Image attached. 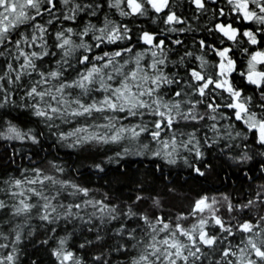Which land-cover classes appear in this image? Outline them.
Masks as SVG:
<instances>
[{"label": "snow or ice", "instance_id": "snow-or-ice-1", "mask_svg": "<svg viewBox=\"0 0 264 264\" xmlns=\"http://www.w3.org/2000/svg\"><path fill=\"white\" fill-rule=\"evenodd\" d=\"M187 2L195 8L193 19L212 13L207 31L216 35L212 44L198 41L201 55L186 51L171 62L184 69L181 76L165 72L173 52L169 44L184 43L170 34L192 30L174 26L186 23L174 10L179 0H106L108 12L105 0H0V109H23L69 148L126 144L109 163L150 154L168 165L182 161L204 176L193 158L203 161L205 149L220 147L221 141L226 143L220 151L231 152L241 140L242 153L229 159L246 164L253 159L249 134L264 148V49L259 47L264 0H224L225 6L212 9L209 4L220 5V0ZM113 9L122 18L153 12L168 27L143 31L133 43L131 27L110 18ZM244 25L249 27L241 31ZM236 52L247 56L243 70ZM208 53L217 63H209ZM48 57L54 65L44 63ZM237 72L253 86V95L234 84ZM20 93L17 103L14 97ZM71 124L77 126L59 131ZM237 124L242 130H236ZM42 136L11 121L0 124V140L39 145ZM259 155L264 157V151ZM95 168L104 171L100 164ZM64 172L50 161L49 170L24 168L19 177L0 179V264H22L21 246L37 231L34 220L46 230L52 226L39 243L56 241L50 251L56 264H87L68 246L77 222L95 231V240L79 244L80 249L114 240L106 252L91 257L92 264H112L113 254L122 257L117 264H264V184L245 203H233L229 194L199 195L189 211L173 218L163 214L158 197L143 195L134 203L151 199L159 214L137 212L132 205L122 212L107 202V194L95 199L87 187L58 178ZM190 219L194 222L186 227ZM61 222L73 225V231L57 239ZM114 222L119 226L110 228ZM238 234L239 242L233 243Z\"/></svg>", "mask_w": 264, "mask_h": 264}, {"label": "trees", "instance_id": "trees-1", "mask_svg": "<svg viewBox=\"0 0 264 264\" xmlns=\"http://www.w3.org/2000/svg\"><path fill=\"white\" fill-rule=\"evenodd\" d=\"M218 6H225L224 0H220V5L209 4L210 9ZM174 10L186 20V23L174 26L178 29L192 30L170 34L171 38L181 39L184 43L180 46L169 44L173 52L168 56L169 65L165 68V72L171 74L178 71L183 76L185 75L184 69L182 67L179 69L174 68L171 62L178 61L186 51H191L194 55H201L198 41L205 39L209 44H212L216 34H210L207 31L209 27L213 26L212 21L209 20V16L212 15L211 12L200 17L199 20L193 19L195 8L189 6L187 0H179V6ZM108 11L105 0L104 12ZM102 18L103 13H101ZM110 18L131 27L134 37L133 43H135V37L142 34L143 31L160 32L168 27L162 20L156 19V14L153 12H150L147 17L122 18L113 9ZM153 20H156V22L154 23ZM93 23H96V21L93 20ZM247 27L249 25L241 26V31L246 30ZM250 27L255 28L256 26L251 25ZM259 47L264 49V43L260 44ZM252 50L254 51L256 48L253 47ZM205 58L213 65L218 61V58L212 53H208ZM235 58L239 62L240 70H243L246 67L247 56H241L240 52H236ZM55 59H59V56ZM189 59L193 65L199 63L194 59ZM49 61H52V65H54L52 57L46 58L44 63L48 65ZM233 82L246 95H253V86L248 85L238 72L234 75ZM20 95L22 93L14 97L17 103L20 102ZM5 121H11L24 130L34 128L37 133L43 132V136L39 145L0 140V179H7L10 176L19 177L20 170L24 168L39 167L49 170V162L52 161L65 168L64 173L57 174L58 178L71 180L87 187L91 190V194L95 199H103L107 194L109 198L107 202L111 205H118L122 212L126 211L129 205H132L137 212H146L150 215L159 214L158 210L153 208L151 199L134 203L137 195H143L158 197L161 201L163 214L174 218L177 213L189 211L191 202L199 195L205 193L216 196L229 194L233 203H245L247 199L254 195L256 186L264 184V172L260 171L262 164H264V157L259 155V152L264 151V148H260L255 144V139L251 134H249V140L246 142L249 145V154L253 156L251 161L246 164H238L229 159L230 155L238 156L242 153L244 141L237 140L235 143L240 144V148H233L231 152L225 150L223 153L220 151V147H223L226 142L221 141L220 147L214 146L211 149H205L206 154L203 161H195L194 158L191 161L196 167H200L205 172L204 176H199L182 161L176 165H168L163 161L151 158L150 154L148 156H127L119 162L113 160L109 163L108 158L115 156L116 152L121 151L126 144L120 146L86 145L82 148H69L65 143L58 142L55 135H52L47 128L35 121L26 111L11 105L0 109V124ZM204 123L210 124L211 121H205ZM221 123L228 124L229 120H223ZM76 126V124L61 125L59 131L68 132ZM242 128V125L237 124V131L242 130ZM55 131L57 130L53 129V132ZM209 135L212 134L209 133ZM29 156H31V160L28 158ZM97 164H100L104 171L96 169L95 165ZM245 172L252 178L251 180L248 179V176H245ZM68 200H71V198L69 197ZM88 211H91V209ZM260 214L264 215V209L261 210ZM3 218L6 219V217ZM193 222L194 220L190 219L185 226L190 227ZM96 223L99 222L96 221ZM33 224L38 226L36 233L21 246L22 264H29L30 260H38L39 264H56V261L50 255L51 249L56 246V241H51L47 246L39 243L51 234L50 228L52 226H48L46 230L45 227L40 226L41 222L38 220H34ZM118 226L114 222L110 225V228ZM133 226H135L133 223H129V227ZM72 231L73 225H65L61 222L55 235L58 239ZM86 240H95V231L89 232L87 225L81 229L79 228V222H77L76 233L69 241L68 246L78 256H83L87 264H92V256L106 252L109 246L114 244L113 239H106L103 244L94 243L80 249L79 244L84 243ZM239 240L240 236L238 234L233 243H238ZM121 258L113 254L112 264H117Z\"/></svg>", "mask_w": 264, "mask_h": 264}]
</instances>
